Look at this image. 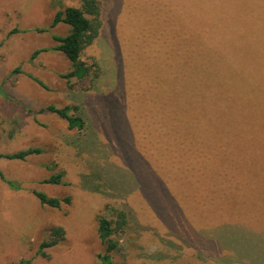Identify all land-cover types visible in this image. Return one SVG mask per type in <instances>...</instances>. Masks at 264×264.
<instances>
[{"label":"rangeland","instance_id":"obj_1","mask_svg":"<svg viewBox=\"0 0 264 264\" xmlns=\"http://www.w3.org/2000/svg\"><path fill=\"white\" fill-rule=\"evenodd\" d=\"M98 1L102 26L80 56L91 73L76 84L60 77L71 64L52 50V35L70 28L51 22L80 0H0V264H264V197L239 172L244 147L264 148V45L254 62L237 63L246 74L238 75L244 83L235 119L205 99L195 129L190 108L180 114L174 100V47L178 31L195 21L187 10L205 1L197 8L193 0ZM189 65L186 59L180 67ZM48 105L70 108L85 128L70 130L57 115L39 112ZM223 115L239 127L229 141L239 142V166L227 163L236 152L222 155L211 138L220 126L207 121ZM28 148L41 153L2 157ZM58 174L59 184L44 182ZM35 192L71 201L54 209ZM119 211L126 222L111 235L117 248L104 260L98 220L114 228ZM52 229L62 231L57 245L41 249Z\"/></svg>","mask_w":264,"mask_h":264},{"label":"trees","instance_id":"obj_2","mask_svg":"<svg viewBox=\"0 0 264 264\" xmlns=\"http://www.w3.org/2000/svg\"><path fill=\"white\" fill-rule=\"evenodd\" d=\"M204 1L206 5L197 8L199 4ZM251 1L252 0H193L192 2H195V7L197 9H195V11L187 10V18L192 15L195 21L187 26L188 32L186 29H180L177 33L178 42L175 40L176 45L174 48L178 52L177 59L179 66L177 69L179 71L177 73L179 79H176L174 82V100H179L176 106H183L180 108V114L182 113V109L190 108V111L187 109V121H191V117L195 129L201 122H204L201 121V119L204 120L205 117L201 116L200 107H205V99L221 105L222 112L225 114L231 117L235 114V107L238 104L236 96L239 93V86H242L244 83L240 80L241 77L238 75L246 74V72L238 71L237 63L240 59L254 62L256 53L258 52V54H260V49L264 45L263 2L261 0H256V7L250 8L248 4ZM181 12L183 13L186 11ZM185 15L186 13H183V17H186ZM100 16L101 8L98 0H80V7H67L62 11L56 12L52 19L51 27L61 23L70 28L66 36L60 37L52 35V39L56 44L52 50L62 53L71 64V70L60 76L65 79L67 83L74 80L76 84H83L88 80L87 78H89L91 69L80 60V56L98 37L102 26ZM195 16L200 19L197 20ZM178 18L180 19V17ZM10 33H15V30ZM256 37L258 38L256 39ZM186 59L188 60V64L191 63V66H183V68H181V64H183ZM157 60L162 59L158 56ZM159 66L160 64H158L157 68L158 73L165 77V74L159 72ZM170 71L171 70H169L168 75L170 80L173 81L174 78L170 76ZM12 73H19V69L13 70ZM249 81L252 82L251 79H249ZM35 82L43 89H47L41 82L37 80H35ZM200 82L205 83L204 87H202ZM252 84L254 83L252 82ZM252 84H249L248 88H252ZM200 87L205 88L207 91H203ZM213 91L217 93L219 98L215 94L211 96ZM225 93L227 99L232 100L231 102H227L223 98ZM184 98H186L187 101L183 102ZM72 110L77 112L78 109L77 107H73ZM45 111L63 119L66 122L67 128L70 130L82 131L85 128L83 118L75 114H70L71 110L68 107L59 109L54 105H48L39 110V112ZM234 119L233 117L232 120ZM218 120L219 122L212 118L207 121L211 126L216 124L220 126L219 131L211 136V138H213V143L222 145V155L229 150L236 152L234 157L227 163L233 162L237 163L239 166L237 160L239 157L237 152H240L237 150L239 142H229L232 138L237 136L234 132H239V127L237 126L235 130L233 124L236 123L226 122L224 115L223 118L219 117ZM199 129L200 132L198 133H201L202 130L200 127ZM173 130H177V128ZM224 145H230V147L227 149L226 147L224 148ZM249 149L244 147L242 151L243 154L240 156V177L243 182L246 175L249 174L252 180L248 179L243 183H248V181L251 180L254 185L258 186L256 190L254 189L253 191L254 195H261L264 197V191H260L264 189L262 187L264 185V148L257 147ZM40 153L41 150L38 148H28L17 153L2 155V157L5 159L23 161L28 156L38 155ZM210 158L214 159V156L210 155ZM213 168L214 166L210 168L211 172ZM223 168L225 169V166H223ZM215 175L218 177L219 173ZM60 176L59 174L51 176L44 182L59 184ZM237 177L236 179L240 180L239 174H237ZM225 181H229V176H227ZM9 185L12 186V183H9ZM34 195L38 198L41 205L54 209H60L61 205H68L71 201L70 197L51 198L37 192H35ZM116 217L114 228L111 227L113 222L104 218H99L98 220L99 236L102 242L106 244V254L103 257L104 260L108 257L107 253H112L117 248V243L110 239L111 235L117 230H121L126 222L125 212H117ZM49 235V241L42 242L40 245L41 249L57 245L58 242L56 238L62 235V231L60 229H52L49 231ZM22 264H28V262H22ZM101 264H104V262L102 261Z\"/></svg>","mask_w":264,"mask_h":264}]
</instances>
